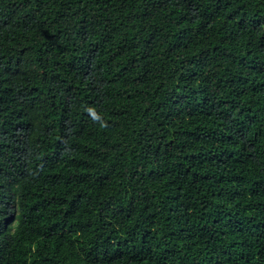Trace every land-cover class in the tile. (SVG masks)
Masks as SVG:
<instances>
[{"label":"trees","instance_id":"1","mask_svg":"<svg viewBox=\"0 0 264 264\" xmlns=\"http://www.w3.org/2000/svg\"><path fill=\"white\" fill-rule=\"evenodd\" d=\"M0 264H264V0H0Z\"/></svg>","mask_w":264,"mask_h":264}]
</instances>
